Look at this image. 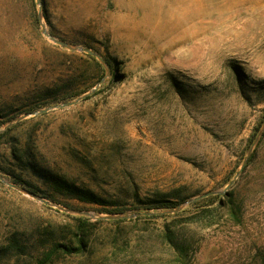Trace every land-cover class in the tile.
<instances>
[{"label":"rangeland","instance_id":"rangeland-1","mask_svg":"<svg viewBox=\"0 0 264 264\" xmlns=\"http://www.w3.org/2000/svg\"><path fill=\"white\" fill-rule=\"evenodd\" d=\"M263 124L264 0H0V264H264Z\"/></svg>","mask_w":264,"mask_h":264},{"label":"trees","instance_id":"trees-1","mask_svg":"<svg viewBox=\"0 0 264 264\" xmlns=\"http://www.w3.org/2000/svg\"><path fill=\"white\" fill-rule=\"evenodd\" d=\"M92 57H94L93 55L89 54V53H86ZM28 157H31L30 159L32 161H34L36 163V166L39 168L41 167V163L39 162V158L37 156L36 153H31V155H28ZM63 185L69 189V191L71 192V196L72 197H75L76 199H79V200H83V201H96V196L93 192L89 191V190H83L81 188H78V187H74L72 184L70 183H67V182H62ZM36 193V191H33ZM155 207H166V208H169V207H173L172 205H169V202H158L156 204ZM78 221H80L81 223H84L85 222V219L82 218V217H79L78 218ZM83 234H80V233H77L76 234V239H77V247H68L66 248L65 250L69 253H73V252H79V251H82L84 245L86 244L85 243V238L83 236H81ZM56 251L54 250H51V252H48L44 258V260H41L40 264H47L48 261L51 260V257L53 256V254L55 253Z\"/></svg>","mask_w":264,"mask_h":264},{"label":"water","instance_id":"water-1","mask_svg":"<svg viewBox=\"0 0 264 264\" xmlns=\"http://www.w3.org/2000/svg\"><path fill=\"white\" fill-rule=\"evenodd\" d=\"M37 1L40 2V0H37ZM44 32H45V34H46L49 38H51L56 44H58V45H60V46H62V47H65V48H68V49H71V50H79V51H83V52L89 53V54H91V55H96V56H98L99 58H101L98 54H96L93 50H91V49H89V48H86V47H83V46H80V45H72V44H70V43H68V42H65V41H62V40L56 39L54 36H52V35H51L50 33H48L47 31H44ZM71 104H72L71 102H66V103H64V104L59 105L58 107H64V106H68V105H71ZM48 109H49V108L44 109V110H41V111H39V113H43V112L47 111ZM263 131H264V124H263V129H262V131H261V133H260V136L262 135ZM258 140H259V137L256 139L255 144L258 142ZM1 179H2L5 183H7L8 185H10V186H12V187L18 189L19 191L25 192V193H27L28 195H30V196H32V197H34V198H37V199H39V200H41V201H43V202H45V203H47V204L52 203V202H49V201L45 200L43 197L38 196L36 193H34L33 191H31V190H29V189H27V188H25V187H23V186H19V185H16V184L10 183V182H8L6 179H4L3 177H1ZM212 193H214V192H208V193L204 194L203 196H208V195H210V194H212ZM66 210L69 211V212H73V213L89 214V215H91V216H95L93 213L83 212V211L75 210V209H72V208H67ZM125 216H126V215H111V216H102V217H97V218H103V219H104V218H121V217H125Z\"/></svg>","mask_w":264,"mask_h":264}]
</instances>
